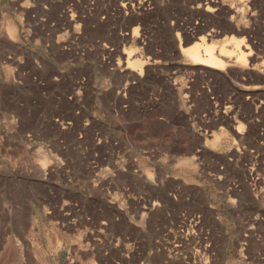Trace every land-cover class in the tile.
I'll use <instances>...</instances> for the list:
<instances>
[{"label":"rangeland","instance_id":"rangeland-1","mask_svg":"<svg viewBox=\"0 0 264 264\" xmlns=\"http://www.w3.org/2000/svg\"><path fill=\"white\" fill-rule=\"evenodd\" d=\"M209 33L248 64H192ZM261 100L264 0H0V264H264Z\"/></svg>","mask_w":264,"mask_h":264},{"label":"bare ground","instance_id":"bare-ground-1","mask_svg":"<svg viewBox=\"0 0 264 264\" xmlns=\"http://www.w3.org/2000/svg\"><path fill=\"white\" fill-rule=\"evenodd\" d=\"M245 41V36L241 38L233 36L230 42L216 45L213 41V34L209 33V35L196 36L191 44L182 47V52L191 60L192 64L222 70L231 64V61L246 66L249 62L248 57L251 55V51H247L250 45ZM124 53L127 54L126 69H131L130 71H136L141 75L147 60L137 54L134 46L126 48ZM218 134L215 132V139L219 138ZM151 176H149L150 179L152 178Z\"/></svg>","mask_w":264,"mask_h":264},{"label":"built area","instance_id":"built-area-1","mask_svg":"<svg viewBox=\"0 0 264 264\" xmlns=\"http://www.w3.org/2000/svg\"><path fill=\"white\" fill-rule=\"evenodd\" d=\"M84 78H80L76 83V91L75 94H78V96H81L83 94V83H84ZM205 90L207 91V94L210 96L211 101H213L217 106L219 105V100L220 98H224V96H222V94H215L213 92V90L211 89V84L210 82H207L206 85H204ZM127 89V88H124ZM121 92V91H120ZM225 104H224V110H226V108H229L230 110H236L238 115H241L243 113V106L241 104V101L238 100V98H234L232 96H230L229 98L226 97L225 98ZM260 106L259 109L264 110V101L261 100L260 104H258ZM204 117H207V114H204ZM258 120V119H257ZM209 122V121H208ZM262 134L264 133V128L262 130ZM263 143V142H262ZM136 173H138L139 171H141L139 168L134 170ZM182 222L183 223H191L190 225L186 226H182L179 225L178 231L176 232V236L175 239L173 240V246L171 249V252H173V254L180 259H185L186 262L190 263L192 261H196V254L197 255H201V251L200 249L196 248L197 244L193 243V238L195 237V232H194V225L193 223L195 222H200L199 218L196 216H189L187 214H183L182 215ZM193 240V241H192ZM208 244L206 245V249ZM208 252V257L210 259V253L211 250L208 248L207 249ZM206 252H204L205 254ZM207 257V258H208ZM201 260V258H200Z\"/></svg>","mask_w":264,"mask_h":264}]
</instances>
